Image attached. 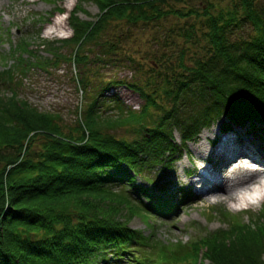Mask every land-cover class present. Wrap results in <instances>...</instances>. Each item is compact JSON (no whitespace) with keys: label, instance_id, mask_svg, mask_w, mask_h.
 <instances>
[{"label":"trees","instance_id":"trees-1","mask_svg":"<svg viewBox=\"0 0 264 264\" xmlns=\"http://www.w3.org/2000/svg\"><path fill=\"white\" fill-rule=\"evenodd\" d=\"M94 1L99 8L95 19L83 20L73 12L71 36L49 45L69 46V56L48 52L51 58L35 62L28 56V44L21 41L9 47L13 63L0 72V82L10 92L0 95V264H123L140 248L151 251L144 258L128 257L129 261L203 264L198 261L203 251L207 264H264L258 252L242 253L238 242L217 240L216 230L186 245L156 241L151 233L144 235L128 223L136 215L166 218L175 211L172 199L147 188H142L141 197L134 180L151 167L170 168L173 157L203 128L225 117L224 129L240 128L244 136L264 144V127L256 125L264 124L262 7L255 0H239L224 11L211 2L200 11L185 0ZM169 16L201 22L207 45L205 54L187 60L181 50L175 66H163L160 87L116 79L95 85L80 74L77 84L85 109L74 128L68 129L59 113L41 111L19 97L18 77L30 69L49 70L60 64L59 58L78 65L83 73L90 63H105L101 53L89 59L88 45L102 36L110 22L134 25ZM246 24L252 28L249 36L234 33ZM194 27L193 22L185 35L188 40L194 37ZM97 46L114 50L108 42ZM118 84L144 100L140 111L125 110L117 96L105 97ZM112 107L118 114L105 115V109ZM124 125L134 127L138 137L127 140L110 133ZM173 130L183 145L177 149ZM181 194L191 198L184 188ZM240 225L236 226L241 233ZM210 237L214 240L208 242Z\"/></svg>","mask_w":264,"mask_h":264},{"label":"rangeland","instance_id":"rangeland-1","mask_svg":"<svg viewBox=\"0 0 264 264\" xmlns=\"http://www.w3.org/2000/svg\"><path fill=\"white\" fill-rule=\"evenodd\" d=\"M185 1L196 6L200 11L209 6L210 2L223 11L239 4V0ZM255 2L264 11V0H255ZM171 6L175 7V4H171ZM58 9H62L64 13H59ZM73 12L83 20H93L98 14L99 8L94 0H0V72L4 71L7 65L13 63L9 47L15 48L21 41L28 44L31 55L27 54L30 58H35L33 60L35 62L51 58L52 54L48 52L69 56L72 52L69 46L64 44L65 46L62 47L61 43L60 48L54 49L49 45L52 43L56 45V41L60 42L71 36L70 15ZM193 22L195 23V34L190 41L185 35L193 29ZM60 23L62 27L53 33L56 30V24ZM204 31H206L205 26L193 18L186 20L169 16L155 22H139L134 25L123 20L112 21L102 36L96 42L88 45L90 48L89 59L93 60L95 59L94 54L101 53L104 55L105 63L102 61L95 64L90 63V69L87 70L85 67L83 69L85 73H83L78 65L74 66L72 62L69 63L63 58H59L60 64L49 70L30 69L25 73V76L18 77V81L21 82V88L18 89L19 97L27 100L29 104L41 111L59 113L63 127L74 128L75 119L82 114L86 103L80 86L77 84L80 74L86 75L95 85L116 79L137 82L143 86L148 83L150 89L158 88L160 80L165 74L163 66H175L178 63L176 59L181 50L186 52L187 60L195 55L205 54L207 44L203 35ZM234 33L246 37L252 33V28L247 24L242 25L240 29H234ZM107 42L114 45V50L97 46L99 43ZM3 57L6 59L2 60ZM55 61L56 56L51 63ZM166 73L169 75V69ZM5 89V86L0 82V95L10 94L9 90ZM104 95L105 97L117 96L125 110L131 109L135 112L140 111L144 102L136 92L122 84L112 86ZM105 110V115L113 117L118 114L114 107ZM159 112L154 111V114L157 115ZM227 123V119L222 117L209 127L203 128L195 140L187 142L180 153L173 157L170 168L156 166L143 173H138L139 176H136L134 183L140 187L141 197H144L142 188H147L153 193L172 199L176 209L166 218L146 219L138 215L133 216L128 221L132 229L140 230L144 235L151 233L156 241L181 242L186 245H190L191 242L204 236L207 232L216 230L220 232V238L217 240H225L226 244L236 241L242 253L258 252L264 260V202L262 201L260 205L249 209V211H234L228 204H210L209 200L200 196L198 186H192L190 183V180L197 177L193 171L204 161H200L195 154V148L199 143L204 144L209 161H211L210 165L216 167L223 164L224 158L220 156L222 152L232 153L234 150L235 145L229 143L231 140L238 147L242 146L235 141V137L239 133L243 144L248 145L249 142L258 149L261 146L255 140V143H252L248 138H243V134L240 132L243 130L240 128L235 127L236 129H233L235 131L224 129ZM256 125L264 127L262 123ZM204 130L208 132L209 142L201 135ZM110 133L116 138L127 140H134L138 137L134 127L127 125L117 126L111 129ZM172 141L175 149L183 146L177 130H173ZM258 151L261 154V151ZM190 171L195 174L188 176L187 173ZM189 185L190 187H188ZM130 188L135 190L134 186ZM182 188H186V191L191 189L194 193L192 198L188 200L183 197ZM236 223L241 224V233ZM235 229L237 230L235 231ZM233 237L236 238L232 239ZM213 240L214 238L210 237L207 241ZM149 251L151 250L144 251L140 248L139 251L126 256L123 264H135L134 261H129L128 257L132 259L144 258L145 253ZM203 254L202 251L198 261L207 264V257ZM109 256L112 257V254Z\"/></svg>","mask_w":264,"mask_h":264},{"label":"bare ground","instance_id":"bare-ground-1","mask_svg":"<svg viewBox=\"0 0 264 264\" xmlns=\"http://www.w3.org/2000/svg\"><path fill=\"white\" fill-rule=\"evenodd\" d=\"M59 27H62L61 23L56 24V30L53 33ZM201 135L209 142V135L206 130ZM239 135L234 136L236 142ZM229 143L235 145V148L230 155L223 153V164L217 167L213 165L202 166L201 163L209 160V155L206 153L203 143L196 146L195 154L200 161L204 160L200 164L201 168H206L207 176L203 177L199 173L195 179L190 180V183L192 186L201 188L200 196L209 200L210 204L224 203L228 204L234 211H249V209L260 205L262 201L264 202V154L261 153L263 154L261 155L257 147L240 145L239 147L242 148H239L233 140ZM240 154L255 160L258 165L251 168L242 162H237L236 157Z\"/></svg>","mask_w":264,"mask_h":264}]
</instances>
